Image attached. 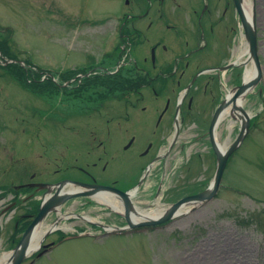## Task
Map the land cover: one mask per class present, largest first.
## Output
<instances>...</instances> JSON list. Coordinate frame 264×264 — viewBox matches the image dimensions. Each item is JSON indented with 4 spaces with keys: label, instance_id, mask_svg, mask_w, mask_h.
<instances>
[{
    "label": "rangeland",
    "instance_id": "rangeland-1",
    "mask_svg": "<svg viewBox=\"0 0 264 264\" xmlns=\"http://www.w3.org/2000/svg\"><path fill=\"white\" fill-rule=\"evenodd\" d=\"M245 2L253 10L262 77L241 98V107L250 116V129L232 154L216 197L203 205L186 206V212L167 225L124 236L108 234L96 239L93 236L104 231L81 219H62L60 230L51 232L43 244L57 241L60 233L70 236L90 232L93 238L67 239L40 258L32 252L22 264H264V0ZM121 9L126 10L121 0H0V39L4 36L8 40V49L22 68H41L54 76L87 63L89 58L110 54L117 43L116 17ZM241 33L237 27L234 60L246 46ZM245 57H239V62ZM9 60L0 56V255L11 252L14 240L19 238L15 225L21 229L25 222L17 219L23 217L29 205L10 203L13 194L8 193L9 188L23 181L25 168L35 172L40 182L59 180L70 173L67 167L72 151L81 156L89 149L98 155L103 147L114 146L113 138L93 139L89 135L95 121L77 118L72 122L67 118L73 114L66 97L49 100L20 85L1 67ZM246 66L253 67L251 62ZM244 68L239 66L232 74L220 75L212 94H203L202 87L191 93L194 100L182 113L185 117L181 114L182 121L180 116L177 141L166 158L154 164L149 178L133 196L135 207L165 209L182 194L209 185L215 158L206 131L217 104L231 88L240 85ZM181 91H168L156 100L146 89L139 93L142 96L137 103L139 96L130 95L126 103L107 104H165L166 98L174 104ZM137 124L130 128L132 133L139 130ZM239 124L231 116L222 119L216 130L218 143L228 147L238 134ZM124 142L123 136L115 144ZM120 154L119 161L127 159V152ZM112 167L115 171L116 165ZM59 212H50L40 229L45 231L60 215L72 212L112 228L125 224L120 213L82 199L68 201Z\"/></svg>",
    "mask_w": 264,
    "mask_h": 264
},
{
    "label": "flooded vegetation",
    "instance_id": "flooded-vegetation-1",
    "mask_svg": "<svg viewBox=\"0 0 264 264\" xmlns=\"http://www.w3.org/2000/svg\"><path fill=\"white\" fill-rule=\"evenodd\" d=\"M123 2L126 10L121 9L122 13H117V43L112 52H105L99 59L89 58L87 63L78 66H87L89 73L99 76L127 77L128 83L117 86V89L136 90L135 86L146 79L147 83L139 86L150 89L155 99L159 98L158 88L161 95L168 91L175 93L188 86L189 90L194 87L193 92L202 87L203 94H212L217 90V68L229 63L230 47L234 39L236 19L233 0ZM125 53L127 61L119 69L111 71L115 59L117 62V58L121 59ZM229 72L232 74L233 69L227 71ZM85 75L71 76L73 102L70 104H76L75 91L85 86ZM99 97L98 95L97 98ZM193 100V95L187 97L186 107L185 104L181 106L179 117L185 113L184 110L190 109ZM93 102L95 104H78L80 106L77 109L69 107L73 115L67 118L72 122L77 118L95 121L89 135L93 139L103 136L113 138L114 146L112 149L103 147L98 155L96 151L89 149L81 156H75L72 151L70 165L67 167L70 173L59 180L44 183L55 184L61 180H71L127 191L138 183L147 165L166 150L169 137L174 133L177 101L170 104V98H166L165 104L107 105L101 99ZM135 122L139 123V130L132 133L130 128L135 127ZM86 125L89 126L90 123ZM123 136L126 142L122 145L115 144ZM99 146L102 148L103 142ZM125 152L127 159L119 161L117 156ZM145 159L147 161L144 162ZM113 165H116L115 171ZM37 183L40 181L36 180L35 172H29L25 168L18 194L12 197L10 203L35 206L45 194V190H40L35 185ZM159 191L160 186L156 188V192ZM82 199L85 203L88 202V199ZM35 214L33 208H30L23 216L31 219Z\"/></svg>",
    "mask_w": 264,
    "mask_h": 264
},
{
    "label": "water",
    "instance_id": "water-1",
    "mask_svg": "<svg viewBox=\"0 0 264 264\" xmlns=\"http://www.w3.org/2000/svg\"><path fill=\"white\" fill-rule=\"evenodd\" d=\"M242 1L243 0H234L235 8L238 12V17H240L242 28L244 30L245 39L248 46V53L249 57H247L249 60H252L254 64V70L255 74L252 77V79L249 82H242L240 87H236L233 92L232 96L229 99H224L223 102H221L217 109L214 110V114L212 116V119L210 120L208 136L209 141L211 144L212 152H214L216 156V170L214 171V177L212 182L210 183L209 187L201 193L183 197L182 199L178 200L172 205H169V207L164 211V213H161L155 218L148 219L145 221H141L138 223H133L130 220V212L132 211V203L130 201V194L128 193H122L118 190L105 187V186H96V185H85L81 183L72 182L69 186H77L76 188L64 191V188L68 185V182H61L57 185H55V192L41 201V205L38 211V214L35 216V218L30 222V224L27 226L25 231L23 232L21 239L17 246L13 249V252L10 254V264H20L27 256V253L29 252V246L30 242L32 240V237L34 235V232L39 227L41 221L46 217L50 211H55L57 207L61 206L64 202L68 201L69 199L76 198V197H82V196H88L93 197L97 194H106V195H117L119 198L122 199L123 208L124 210V217L126 220V223L130 228L138 227V226H156L163 224L167 222L168 220L172 219L176 214L177 211L184 205H198V204H204L209 201H211L214 196L216 195V192H218V189L220 187L223 171L226 166V161L230 157V155L234 152V150L237 149V147L241 144L242 139H244L245 135L248 132V126H249V116L248 114L240 108V106L237 105V102L240 101L241 98H243L249 91L255 87L259 81L261 80L262 74H261V67L259 58H258V50H257V33L254 25V17L251 16L250 19L246 18L243 9H242ZM231 106L230 114L232 117H235L233 115L234 111H239L240 115L238 114L239 120H241V126L239 130V134L234 142L229 146V148L225 150H221L218 146V143L215 139V130L216 127L221 119V116L223 115L224 111ZM42 188H48V192L52 190L54 187H50L48 185H39ZM57 222V221H56ZM55 222V223H56ZM52 230H48L45 235L46 237L49 232ZM45 252V251H43ZM42 253H40L38 256H41Z\"/></svg>",
    "mask_w": 264,
    "mask_h": 264
},
{
    "label": "trees",
    "instance_id": "trees-1",
    "mask_svg": "<svg viewBox=\"0 0 264 264\" xmlns=\"http://www.w3.org/2000/svg\"><path fill=\"white\" fill-rule=\"evenodd\" d=\"M8 40L5 39V37L3 36V38L0 39V52L2 54V56L4 58L7 59H15V54L11 52L10 49H8ZM27 66V64H26ZM4 70H6V72L14 79L17 80V82L20 85H23V87H25V89L32 91L33 93H35L36 95H41L44 96L45 98L52 100L53 97H55V95L63 93L64 97L69 96L70 90H68L67 88H64L62 91L58 90V88H56V84L55 82L48 77H44V73L41 70H34L31 69L30 67L25 68L22 66H20L17 63H9L5 66H1ZM44 77V78H43ZM63 80H67L68 77L67 75L62 76L61 77ZM97 79V78H96ZM122 78H107L105 81V98L107 97V99L111 98V97H117L118 99H122V100H126L125 95L128 93L126 92V89L124 88H120L117 89V86L119 85H125V80L123 79V81L121 82ZM128 82H126L127 84ZM93 85L94 83L91 82H87V84L85 86H87V89L85 88V90H81L79 91L80 94H78V97L82 96L88 93H91L92 95H94L95 93L90 92V90L93 89ZM100 85V83H99ZM101 85H103L101 83ZM100 85V86H101ZM92 97V96H91ZM44 98V99H45ZM18 230L16 229L15 232H17Z\"/></svg>",
    "mask_w": 264,
    "mask_h": 264
},
{
    "label": "bare ground",
    "instance_id": "bare-ground-1",
    "mask_svg": "<svg viewBox=\"0 0 264 264\" xmlns=\"http://www.w3.org/2000/svg\"><path fill=\"white\" fill-rule=\"evenodd\" d=\"M243 9H244V13H245V16L246 18L250 19V14H251V6H250V3L249 2H244L243 4ZM246 49H244L240 54H239V57H241L242 55L246 54ZM238 57V60L236 61V63H239V58ZM255 74V71L252 67H249V66H246L245 70H244V74H243V79H244V82H249L252 77L254 76ZM231 93L229 92L227 94V97L230 98L231 97ZM238 104L241 105V100L240 102H238ZM230 114L229 112V109H226L222 115V119H224L225 117H227L228 115ZM220 146V149L223 150L225 146H222V145H219ZM133 194V193H132ZM96 202H98L99 204H103L104 206H106L108 209H111L113 212H118V213H123V206H122V203L121 201H119L117 198H115V196L113 195H106V194H97L94 198H93ZM157 204V202H156ZM186 207L185 206H182L180 209H179V214L181 213H185ZM161 213H164V209L157 206L155 209H148V210H140L139 208L135 207V208H132V211L130 213V220L131 222L133 223H138V222H141V221H145V220H148V219H152V218H155L157 217L158 215H160ZM68 215H65V216H61L62 218H66ZM85 220L87 221H90V222H93L91 220V218L89 217H85ZM43 230H41L40 228L37 229L35 232H34V235L32 237V240H31V243H30V246H29V253L28 254H32V252L36 251V249L38 248L39 246V242H40V239H41V236L43 234L42 232ZM10 253H2L0 255V264H10Z\"/></svg>",
    "mask_w": 264,
    "mask_h": 264
}]
</instances>
